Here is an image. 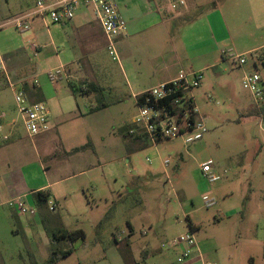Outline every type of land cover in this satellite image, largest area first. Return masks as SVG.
<instances>
[{
    "label": "rangeland",
    "instance_id": "374dc122",
    "mask_svg": "<svg viewBox=\"0 0 264 264\" xmlns=\"http://www.w3.org/2000/svg\"><path fill=\"white\" fill-rule=\"evenodd\" d=\"M216 1L223 14L230 12L234 45L241 48L242 36L262 34L264 26L245 17L248 8L243 4ZM34 5L35 0H0V54L9 64V73L29 61L31 71L37 68L43 75L65 62L60 53L62 34L56 25L42 24L33 36L32 32L21 34L10 23L21 11L34 12ZM213 8L214 3H208L189 15H180L176 25L179 37L186 39L183 37L192 32L207 40V30H200L202 21L196 20L208 17ZM214 35L221 55L241 53L229 40ZM116 53L117 61L105 48L98 52L96 62L102 71L97 79L86 77L85 82L97 84L100 91L77 97L84 119L67 117L59 126V138L55 130L28 136L13 93L8 88L0 90V135L9 138L0 141V264H44L51 252L72 248L68 241H55L45 232L38 218L43 214L45 227L52 233L58 234L60 229L84 233L74 254L58 264H83L85 259V264L95 263L106 248L116 247L114 236L121 238L117 245L121 250L126 248V239L134 243V250L149 243L151 253L140 264H177L181 247L171 243L190 232L205 263L264 264L263 104L257 105L242 88L237 63L220 70H189L187 62L181 67L180 71L199 72L202 77L194 91L207 128L201 140L191 145L181 139L166 141L130 153L125 147L130 138L123 134L134 127L137 114L130 95L156 86L150 74L160 66L149 57L134 54L132 46L123 42L116 43ZM241 56L247 62L245 67L252 70L250 74L259 76L264 91V66L254 54ZM123 69L135 77L131 80L128 75L129 84ZM53 86L68 91L63 77ZM102 103L108 107L90 114V108ZM123 126L131 127L123 132ZM205 164L220 177L218 182L210 183L203 176ZM71 175V179L58 182ZM24 184L34 190L47 187V208L61 200L56 206L58 216L48 209L39 210L28 191L20 198L26 214L17 215L7 206L16 192L23 191ZM204 197L213 202L211 207H205ZM31 209L34 216L29 214ZM128 226L133 230L129 238ZM162 245L171 247L161 249ZM110 254L104 264H113L112 257L118 253Z\"/></svg>",
    "mask_w": 264,
    "mask_h": 264
},
{
    "label": "crops",
    "instance_id": "0c3cea01",
    "mask_svg": "<svg viewBox=\"0 0 264 264\" xmlns=\"http://www.w3.org/2000/svg\"><path fill=\"white\" fill-rule=\"evenodd\" d=\"M112 1L118 13L123 17L127 24V35L123 38H120L117 42H123L128 47L132 46V52L134 54L138 53L143 57L151 58L152 62L159 63L160 67L153 69L150 74L152 82H156L157 85L168 82L175 78L177 73L182 70L181 67H183L185 62H187L189 66V68H185L197 71L209 69L220 70L222 67L227 65L228 67H231L233 63L230 61V58L234 54L229 53V56L224 54L221 55L222 50L218 46L214 33L219 36L220 40H229L232 48L234 50L237 48L239 52H241L237 55L254 54L255 59L264 66V29H262V34L260 35H255L252 37L250 35L242 36V42L239 44L241 48L237 47V45H234L232 40L230 30L232 19L230 12L223 14L216 0H184L185 6H179L176 10H171L168 0ZM227 1L235 4H243L241 6L248 8V12L244 14L245 17L248 20L253 19L254 23L257 25L261 24L264 26V0ZM208 3H214V8L210 11L211 14L208 17L203 16L199 20H196L198 22L202 21V24L199 28L203 32H206L207 30L208 39H202L199 36L200 33L192 32L189 36L183 37L186 39H181L176 26L178 25L179 16L182 15L184 17L189 15L191 11L200 7H205ZM31 14L32 13L21 11L16 18L29 16ZM226 17H228V22L226 21ZM27 24L28 29L20 33L25 34L32 32L33 36L38 34L37 29L41 27L42 24L52 25L46 20H41L32 16L28 18ZM55 27L57 28L56 31H59L62 34V39L60 40V53L65 59V62L60 63L58 68L49 70L42 75L40 70L37 68H35L34 71H31V64L29 61H27L15 66L14 70L12 71L15 72V74H13L12 72L9 73L10 67L6 58H2L1 54L0 58L3 64L2 73L5 76L7 84L4 88H8L11 93H14L13 91L16 90H23L29 103L40 102L45 104L49 117V129L46 132L55 130L57 138H59V126L67 117L71 115H77L79 119H84V115H82L77 102V97H84V95L79 93L73 94L69 89L68 84H73L80 87L82 84H86V77L91 78L92 80L97 79V76L99 73H101L102 68H100L96 62V57L98 52H100L102 48H105L106 43L103 32L99 24L93 18V15L88 7L78 8L71 22L56 25ZM34 48L35 51L38 50V48L35 46ZM56 50L59 51V49ZM260 51H263V54H261ZM213 58L215 59L213 60ZM246 63L247 62H245V64L242 66L234 64L236 65L235 67L239 69L242 79L245 74H250L252 71L245 67ZM252 64L254 70H256V62L253 61ZM35 71L39 72L40 76L38 74H34ZM54 71L59 73L57 74L58 79L56 81H60V78L62 79V77L66 79L68 91L59 90V88L53 86V82L56 81L52 82L48 77ZM123 73L128 84L130 82L128 75L131 76V80H134L135 77L131 74L130 70L127 72L125 69H123ZM77 83L80 85H77ZM11 85H13V87ZM92 85L98 86L97 84ZM129 87L131 88L130 85ZM136 94H139V92L131 93L130 96H134ZM90 95L92 96V93L87 96ZM1 105L2 102L0 101V106ZM105 106H107V104H105ZM107 107L103 109H106ZM2 117L4 118L5 116L3 115ZM74 118L76 119V117ZM130 127L123 126L122 131L124 132L125 129ZM125 133L126 132L123 134ZM125 147L130 153L135 149V145L132 140H129L125 144ZM72 176L73 175L69 177H63L62 179H59L58 182H65L71 179ZM46 188V186H42L34 190L27 189V186L25 185L23 191H18V193L16 192L15 195H13L15 196L13 199L26 196L27 191L31 193V195L32 193L38 191L49 195V193L46 191ZM60 203L61 200L60 202L55 201L57 207ZM15 213L18 215L16 210ZM53 213L57 214L58 216L56 210ZM43 215L41 217H43ZM44 216L46 219V215ZM38 218L41 224V218ZM128 227L129 230H132L130 226ZM60 230L61 231L57 235L66 232L64 229ZM131 232L133 234V230ZM120 239L121 238L114 236L113 241L116 247L110 246L106 248L102 258L92 264H104L106 261L108 262L110 260V256L112 255L110 254L112 251H116L118 253L116 256L112 257L113 264H125L123 261L122 252H119L121 248L117 246L121 242ZM64 240L65 239L61 241ZM80 242V240H77L72 244V248L62 250H73L72 254L67 258L74 254V247L79 248ZM83 244L84 243L82 241V246ZM125 244V246L129 248L132 259L137 263H139L142 259L147 258L151 253L147 248L149 243H147V247H143L142 249L137 247L135 250L134 243L131 241V239H126ZM199 253L203 258L202 253L200 251ZM88 255L89 253L86 256ZM86 260L87 259L83 261V264L86 263ZM162 260L164 261V259ZM183 264H202V262L199 260L196 253L193 252L191 259L187 260Z\"/></svg>",
    "mask_w": 264,
    "mask_h": 264
},
{
    "label": "built area",
    "instance_id": "2783aa9c",
    "mask_svg": "<svg viewBox=\"0 0 264 264\" xmlns=\"http://www.w3.org/2000/svg\"><path fill=\"white\" fill-rule=\"evenodd\" d=\"M171 10L179 6H185L184 0H168ZM80 7H88L95 21L99 24L104 38L105 50L112 60L117 61L116 43L127 35V24L118 13L112 0H35L34 12L29 16H23L10 20V23L19 32L28 29L27 20L30 16L46 20L52 25L66 24L72 21L75 12ZM231 62L238 66L245 64L246 60L241 55H234ZM0 58V71H3ZM50 81H56L58 75L51 73ZM199 72L180 71L175 78L168 82L160 83L148 90L133 96L137 114L134 118V127L127 130L126 134L134 137L139 134L144 137L148 147H156L166 141L181 139L185 145H191L202 139L207 133L205 120L195 103L194 91L201 85ZM259 76L245 74L241 85L253 97L254 101L264 105V91L259 87ZM13 87V85H11ZM14 102L22 117L24 128L28 136L33 137L46 132L49 129V117L45 104L40 102L29 103L23 90L13 91ZM8 136H1L0 141H8ZM150 162L149 159H146ZM164 166L168 161L163 162ZM203 176L210 182L216 183L220 177L212 172L210 164L202 166ZM205 207H211L213 202L207 197L203 198ZM7 206L24 215L28 211L20 198L8 201ZM50 212L56 210L55 204L48 206ZM35 210H29L31 216ZM172 247H181L177 258V264H183L196 253L202 264H210L202 261L196 240L192 232L173 240ZM170 245H162L161 249H169Z\"/></svg>",
    "mask_w": 264,
    "mask_h": 264
},
{
    "label": "trees",
    "instance_id": "16d2710c",
    "mask_svg": "<svg viewBox=\"0 0 264 264\" xmlns=\"http://www.w3.org/2000/svg\"><path fill=\"white\" fill-rule=\"evenodd\" d=\"M6 85L7 84H6L5 76L0 71V90L3 89ZM68 87L73 94L79 93V94H82L84 96L85 95L87 96L90 93H98L100 91V87H98L96 85H92V84H82V86H80V87L75 86L73 84H68ZM105 107H107V106H105V104L102 103L101 105H99L98 108H90L89 112L93 113V112L100 110V109H103ZM262 110L264 112V105H263ZM127 137L133 141V143L135 145V150H142V149H145L148 147L147 142L144 139V137L139 135V134H136L134 137H130L127 135ZM32 196H33V203L39 210L45 211L46 209H48L47 208V201H48L49 195L38 191V192L32 193ZM55 206H56V204H55ZM45 220H46L45 216L43 215V217L41 219V224L43 225L45 232L48 233L49 235H51L53 240H55V241H61V240L65 239L69 243L73 244L77 240H83L84 239V233L81 230H76V231H72V232H63L59 235L52 233L50 230H48L45 227V224H46ZM188 224L190 225V223H188ZM131 231L132 230H129L128 238L132 236ZM16 233H18V232L16 231ZM125 247H126L125 250H121L124 263L125 264H140V263L135 262L132 259L129 248L127 246H125ZM263 250H264V247H263ZM72 251H73L72 249L67 250V251H59V250L53 251V252H51L50 256L48 257V260L44 264H56L59 261L66 259L69 255H71Z\"/></svg>",
    "mask_w": 264,
    "mask_h": 264
}]
</instances>
